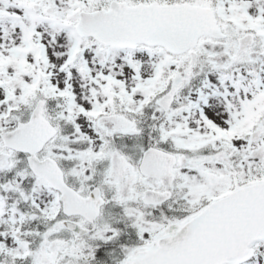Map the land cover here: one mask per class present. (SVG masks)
<instances>
[{
	"label": "snow or ice",
	"instance_id": "6c2138e0",
	"mask_svg": "<svg viewBox=\"0 0 264 264\" xmlns=\"http://www.w3.org/2000/svg\"><path fill=\"white\" fill-rule=\"evenodd\" d=\"M0 264H264V0H0Z\"/></svg>",
	"mask_w": 264,
	"mask_h": 264
}]
</instances>
